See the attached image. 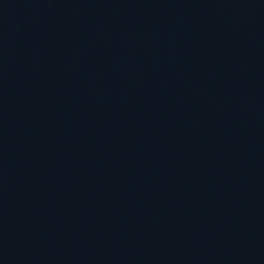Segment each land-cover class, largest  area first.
<instances>
[{"label": "water", "instance_id": "95a60500", "mask_svg": "<svg viewBox=\"0 0 264 264\" xmlns=\"http://www.w3.org/2000/svg\"><path fill=\"white\" fill-rule=\"evenodd\" d=\"M0 264H264V0H0Z\"/></svg>", "mask_w": 264, "mask_h": 264}]
</instances>
